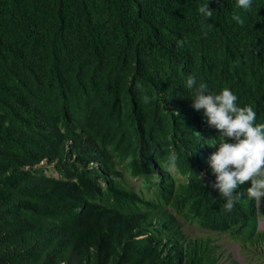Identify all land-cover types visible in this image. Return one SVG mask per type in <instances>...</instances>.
Segmentation results:
<instances>
[{
	"label": "trees",
	"instance_id": "trees-1",
	"mask_svg": "<svg viewBox=\"0 0 264 264\" xmlns=\"http://www.w3.org/2000/svg\"><path fill=\"white\" fill-rule=\"evenodd\" d=\"M207 2L0 0V264H241L185 222L264 264V206L246 182L224 211L186 87L264 123V0Z\"/></svg>",
	"mask_w": 264,
	"mask_h": 264
},
{
	"label": "clouds",
	"instance_id": "clouds-1",
	"mask_svg": "<svg viewBox=\"0 0 264 264\" xmlns=\"http://www.w3.org/2000/svg\"><path fill=\"white\" fill-rule=\"evenodd\" d=\"M251 3L252 0H237V7L248 10ZM198 11L206 19L211 18L213 10L209 8V0L201 5ZM233 19L241 25L244 23L237 14L233 15ZM177 43L181 46L183 44L182 41ZM186 87L194 90L192 107L197 111L203 110L207 124L219 132L218 141L213 140L208 144L210 147L218 144L217 150L212 154L208 152L207 155L215 175V182L211 187L225 199L224 211L231 212L234 209L243 195L238 188L246 182L251 184L246 191L247 196L257 201L258 208L259 201L263 200V207L264 123H256L257 114L251 105L239 107L237 95L228 88L222 89L219 94L210 93L208 85L205 82L198 83L192 75L187 78ZM143 102L149 103L150 98L145 96ZM229 140L232 142H228ZM175 159L174 154L170 155L168 166H171ZM261 216L260 213L259 220Z\"/></svg>",
	"mask_w": 264,
	"mask_h": 264
},
{
	"label": "rangeland",
	"instance_id": "rangeland-1",
	"mask_svg": "<svg viewBox=\"0 0 264 264\" xmlns=\"http://www.w3.org/2000/svg\"><path fill=\"white\" fill-rule=\"evenodd\" d=\"M262 205H263V200L259 201V208L260 209H261ZM259 225H260L259 228L261 230H264V216L260 217ZM184 228H185L186 232L192 237L198 236V235L212 234L213 237L217 238V241L223 245V247L227 250V252L232 254V257L234 259H236L241 264H247L246 257L241 250V246H240L239 242L229 238L228 235L213 234L211 232L200 229L195 224L186 223V222L184 224Z\"/></svg>",
	"mask_w": 264,
	"mask_h": 264
}]
</instances>
